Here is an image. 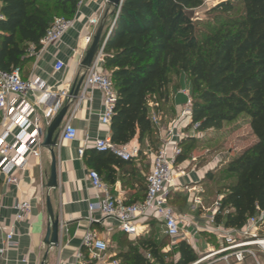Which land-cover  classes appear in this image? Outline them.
Instances as JSON below:
<instances>
[{
    "label": "trees",
    "instance_id": "obj_1",
    "mask_svg": "<svg viewBox=\"0 0 264 264\" xmlns=\"http://www.w3.org/2000/svg\"><path fill=\"white\" fill-rule=\"evenodd\" d=\"M80 1L0 0V71L20 72L29 61V47L38 51L53 21L71 20ZM202 3L123 0L103 48L102 69L117 96L111 140L125 145L137 137L139 146L146 141L156 152L158 127L173 120L165 119L168 113L175 115L174 96L182 82L187 84L189 127L197 125V133H221L224 125L239 121L255 138L229 159L223 174L230 182L214 216L216 225L240 230L264 213V0H222L204 20L195 19L193 12ZM168 104L166 112L162 108ZM152 113L158 116V126L151 121ZM195 143L182 140L177 161L185 159ZM99 155H106L107 163H121L109 154ZM143 157L140 147L135 159ZM213 178L208 173L205 179ZM224 210L227 213L221 216ZM138 244L151 260L130 245L118 255L122 264H192L197 259L182 241L175 248L179 257L175 263L166 262L150 237Z\"/></svg>",
    "mask_w": 264,
    "mask_h": 264
},
{
    "label": "crops",
    "instance_id": "obj_2",
    "mask_svg": "<svg viewBox=\"0 0 264 264\" xmlns=\"http://www.w3.org/2000/svg\"><path fill=\"white\" fill-rule=\"evenodd\" d=\"M108 2L109 0H81V5L77 7L72 18V26L62 38L40 51L38 55L27 56L29 61L22 66L19 72L22 79L24 81L39 80L57 92L72 87L82 71L80 64L88 50L84 38L90 33L94 37L98 28L103 26L104 40L115 19V15L112 16L113 8L109 6ZM91 18L99 20L96 28L87 27L88 20ZM57 61L64 65L60 72L54 70ZM181 91L189 95L188 87H186L174 96L175 110L178 114L182 113L187 102V97L181 94ZM36 97L37 95L32 93L27 95L30 102H34ZM74 110L75 118L71 120L70 124L77 130L76 140L63 142L58 137L53 149L57 174V187L55 189H47L50 178L51 155L49 150L44 148L39 158L27 157L25 169L16 173L17 186L5 185L3 177L0 176V200L2 202L0 226L8 228L14 225L16 231L14 237L16 245L9 250H4V234L0 232V264H81L75 259V255L77 252H83L86 255L87 252L82 248V239L89 230L95 231L105 240L108 244L106 257L110 260H118L119 264L122 260L118 258V255L127 250L120 249L115 255L111 254V246L115 242L120 243L121 238L127 237L131 242L134 241L135 248H138L139 253L146 259L150 253L141 249L138 240L150 237L153 243L160 245L163 239H167L163 234L160 219L153 215H148L138 221L137 234L133 236L119 232L116 223L103 221L99 213L93 215L94 219L99 221L98 223L92 224L88 221V204L94 203L97 196V192L91 186L88 177L89 172L94 171L99 175L114 198L123 200L125 204L138 203L145 198L147 177L145 173L148 170L150 173L154 152L149 149L150 157L144 155L143 158L134 159L131 164H123L119 159H117L121 161L119 165L107 163L105 161L107 156L99 155L100 153L96 152L92 145L95 139L111 136L110 127L101 125L99 121L98 115L103 110L100 92L97 90L86 92L83 99L68 107L59 134ZM189 126L190 116L180 125V131L185 135L183 140H196L197 132L191 131ZM2 132L0 127V135ZM133 140L137 141V137ZM195 144L187 157L179 159L174 166L169 204L172 196L182 188H196L201 180L206 178L208 172L213 169L214 161L212 160H208L200 166H197L198 163H192L195 159L191 158ZM80 149L84 151L82 156L78 154ZM13 155L9 154V157L12 158ZM214 155L207 158L211 159ZM110 179L113 181L111 182ZM190 195L192 194L190 193ZM47 197L50 199L54 217L59 222V244L57 248L50 247L45 243L49 224L46 211ZM15 202H28L30 204L31 212L25 221H14L15 212L12 207ZM170 206L172 207L171 204ZM175 212L179 217L185 216L187 218V222L182 224L183 237L181 241L190 247L193 244V248L204 247L206 244H203L205 242L201 235L202 232L197 231L196 226L211 228L212 226H209L207 220L209 216L190 218L187 213L180 214L176 210ZM186 226L187 230H185Z\"/></svg>",
    "mask_w": 264,
    "mask_h": 264
},
{
    "label": "built area",
    "instance_id": "obj_3",
    "mask_svg": "<svg viewBox=\"0 0 264 264\" xmlns=\"http://www.w3.org/2000/svg\"><path fill=\"white\" fill-rule=\"evenodd\" d=\"M80 5L81 1L78 7ZM117 14L118 10L109 31L114 25ZM98 24V19L91 18L88 20L87 27L96 28ZM71 26L72 19L67 21L55 19L45 36L40 40L39 50L35 51L34 46H31L28 49V55L36 56L49 45L58 42ZM92 36L93 34L90 33L84 38L88 48L92 43ZM106 39L107 37L102 41L91 66L79 74V77H83L81 95L74 102L69 96L71 87L57 92L39 80H22L18 69L10 73L0 71V127L3 131L0 135V176L3 177L5 185L17 186L16 173L25 169L27 157L39 158L41 156L43 136L51 121L63 106L69 107L83 99L86 92L92 90L100 92L103 110L98 115L99 121L103 126H110L117 96L109 75L102 69L103 48ZM63 68V63L57 61L54 70L60 72ZM29 93L37 95L34 102L28 100ZM180 93L187 97L188 104L177 120L166 127H158L160 146L153 153L151 170L146 178L144 200L135 204H125L123 200L114 198L99 175L91 171L88 177L97 196L94 203L88 204V221L90 223L99 222L93 217L95 213H99L103 221L116 223L119 232L133 236L137 234L138 221L148 215H153L160 219L163 234L167 239L175 241L183 237L182 224L187 222V218L179 217L169 204L173 169L181 155L179 143L185 138V135L180 131V125L190 116L189 95L182 91ZM74 118L75 110L72 111L68 122L59 134L61 141L73 142L76 140L77 130L70 124ZM151 121L155 126H158V116L155 113H152ZM196 129L197 125L191 126V131L196 132ZM176 140L178 141L176 142ZM92 145L96 152L109 154L122 162L137 158L140 152V146L136 140L125 145H117L112 142L111 136L95 139ZM83 152V149H80L78 154L82 156ZM9 154L14 155L10 158ZM12 210L15 212L14 221L22 222L30 215L31 206L28 202H15ZM208 224L209 226L214 224L213 216L208 217ZM263 224L264 213H260L257 217L250 219L247 225L240 230L216 224L211 228L196 226L197 231L216 236L221 244L218 249L209 252L207 256L192 264H202L207 259H214L225 264H244L249 259L255 264H259L258 254H264V238H259L255 231L257 226ZM0 232L4 234V250L14 248L16 245L14 243L15 226L11 225L8 228L0 226ZM82 248L87 252L86 255L83 252H77L75 255V259L81 264H119L118 260H110L106 257L108 244L95 231L89 230L85 233L82 239ZM147 259L150 260V256Z\"/></svg>",
    "mask_w": 264,
    "mask_h": 264
},
{
    "label": "rangeland",
    "instance_id": "obj_4",
    "mask_svg": "<svg viewBox=\"0 0 264 264\" xmlns=\"http://www.w3.org/2000/svg\"><path fill=\"white\" fill-rule=\"evenodd\" d=\"M220 1L222 0H203L202 6L193 12V17L195 19L204 20L206 18V12ZM186 87H188L187 84H184V82H182L181 89H185ZM187 102L185 103V105H187ZM170 106L171 104H168L162 109L167 112ZM179 115L180 113L178 114L177 111H175V115L173 114V116L168 113L165 120L170 121L171 117V119L173 118L171 122H174L179 118ZM241 124L242 123L237 121L236 123L224 125L221 133H197L196 144L191 157L195 159L192 163H198L197 166H200L204 165L206 162H208V160L214 161L212 165L213 169L208 173H213V176L218 179L213 178V180L211 181L203 179L201 180L199 185L196 184V188L186 189L184 187L177 194L172 196L170 204L180 214L187 213L190 218H201L204 216L214 217L219 213L222 196L226 194L225 188L226 185L230 182L228 180H225L226 175L223 174L226 165L229 159H231L238 153L239 149L241 151L255 141V138L253 136L251 137V133L248 127ZM182 126L185 127V125ZM140 147L141 153L145 156L148 155L150 157V155L148 154L150 150L146 141H144L143 144L140 145ZM213 154H215L216 156L214 155L211 159L207 158L208 156ZM145 174L148 176L149 170ZM190 193L192 195H190ZM226 213L227 210H224L221 216L226 215ZM185 230H187V226ZM255 234L259 238H264V227L260 225L257 226ZM201 235L205 242L203 244H206L204 247L201 248L199 246L200 249L193 248L194 245L191 244V248L197 256L196 261H199L207 256L210 250L213 251L218 249L221 244L220 240L210 233L202 232ZM180 242L181 239H177L175 241L163 239L161 241V244L159 245V253L165 257L166 262L175 263L178 260L179 257L175 251V248ZM130 245L134 247L136 246L134 241L131 242L127 237H123L120 239V243L117 244L115 242L112 244L111 254H118L120 249L127 250V247ZM258 255L259 264H264V254ZM202 264L225 263L221 261H215L214 259H207ZM244 264H255V262L247 259Z\"/></svg>",
    "mask_w": 264,
    "mask_h": 264
},
{
    "label": "water",
    "instance_id": "obj_5",
    "mask_svg": "<svg viewBox=\"0 0 264 264\" xmlns=\"http://www.w3.org/2000/svg\"><path fill=\"white\" fill-rule=\"evenodd\" d=\"M122 2L123 0H109L108 4L110 7L113 8L114 11L112 16L115 15L117 10L119 14V10L121 8ZM103 31H104V27L100 26L97 32L95 33L92 43L89 46L88 50L86 51L83 60L81 61L80 64L81 70L85 71L91 66L95 55L97 54L99 48L102 45V40L104 35ZM82 81H83V77L80 76L71 87L69 96L72 98L73 102L80 98ZM67 110H68V106L65 105L62 107L60 112L54 117L50 125L47 127L43 136L42 146L44 149L49 150L51 155L50 178L47 184L48 190L55 189L57 187L56 159L53 153V149L56 146L59 137V129L63 123ZM46 211L49 218V222H48L49 224L46 233L45 243L50 247L57 248L59 244V222L54 217L49 197H47L46 200Z\"/></svg>",
    "mask_w": 264,
    "mask_h": 264
}]
</instances>
